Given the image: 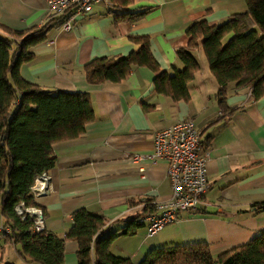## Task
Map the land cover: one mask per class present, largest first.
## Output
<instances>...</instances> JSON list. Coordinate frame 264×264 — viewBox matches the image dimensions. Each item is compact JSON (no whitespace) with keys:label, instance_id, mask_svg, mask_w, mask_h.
<instances>
[{"label":"crops","instance_id":"1","mask_svg":"<svg viewBox=\"0 0 264 264\" xmlns=\"http://www.w3.org/2000/svg\"><path fill=\"white\" fill-rule=\"evenodd\" d=\"M110 7L100 0L76 18L71 30H63L59 18L49 17L44 0H0V23L10 29L50 22L45 40L31 47L34 57L20 66V75L44 90L88 92L96 116L83 136L53 147L56 163L46 173V190L34 196L43 228L63 237L72 213L86 208L103 215L114 230L122 226L120 220L138 214L146 200L168 199L167 161L152 162L148 156L157 131L190 118L200 131L202 149L209 151L210 188L199 211L183 213L154 236H147L144 224L133 235L116 238L110 251L137 264L163 247L203 243L217 255L250 242L264 232V95L253 99L250 88L231 82L226 102L233 111H222L217 81L201 49L195 50L200 69L189 83L188 101L157 93L155 73L147 67H133L121 82L96 85L87 82L83 71L94 58L136 49L131 36H148L160 68L172 75L183 67L176 50L187 45V28L200 19L222 23L245 12V1L135 0L129 9L151 11L131 24L115 23ZM134 156L141 158L134 161ZM77 249L75 240L65 241L63 264H78ZM6 263L26 264L14 244L0 238V264Z\"/></svg>","mask_w":264,"mask_h":264},{"label":"trees","instance_id":"2","mask_svg":"<svg viewBox=\"0 0 264 264\" xmlns=\"http://www.w3.org/2000/svg\"><path fill=\"white\" fill-rule=\"evenodd\" d=\"M107 1L115 23H136L151 11L149 7L129 9L135 0ZM244 1L247 10L222 23L200 19L187 28V45L176 50L183 67L172 75L160 68L148 36H131L138 46L130 53L94 58L83 66L87 82H121L133 67L142 66L155 73L157 93L173 101H188L189 83L200 69L195 50L201 49L217 81L222 111H233L226 102L231 82L250 88L253 99L263 96L264 0ZM49 24L17 31L0 23V219L11 229L4 239L14 244L26 264H63L66 240L77 242L78 264H134L129 257L113 254L110 246L144 225L143 217L155 211L152 200H146L135 216L120 220L122 226L114 230L103 215L78 208L63 237L45 228L36 232L34 217L22 219L16 212L19 203L38 207L30 187L38 175L55 166L54 145L80 138L96 117L88 92L44 90L20 75V66L34 57L30 49L45 40ZM137 264H264V232L217 255L207 244H184L153 249Z\"/></svg>","mask_w":264,"mask_h":264},{"label":"built area","instance_id":"3","mask_svg":"<svg viewBox=\"0 0 264 264\" xmlns=\"http://www.w3.org/2000/svg\"><path fill=\"white\" fill-rule=\"evenodd\" d=\"M49 17H57L63 30H71L77 17L93 10L100 0H44ZM141 156H134L137 161ZM152 162L167 161L166 173L171 180L170 197L163 201H153L155 211L143 217L147 236H154L165 226L180 219L183 213L199 211L203 197L210 188L207 172L209 151L201 147V134L190 118L182 119L160 129L154 135L153 152L148 156ZM48 176L38 175L30 187L33 196L45 192ZM16 212L24 219L34 217V230L41 231L42 213L37 207H26L19 203ZM11 233L0 219V238Z\"/></svg>","mask_w":264,"mask_h":264},{"label":"rangeland","instance_id":"4","mask_svg":"<svg viewBox=\"0 0 264 264\" xmlns=\"http://www.w3.org/2000/svg\"><path fill=\"white\" fill-rule=\"evenodd\" d=\"M201 58L203 59V62H205L204 58L203 57H201ZM205 64H206V62H205ZM209 75H210L211 78H213V76L210 73H209Z\"/></svg>","mask_w":264,"mask_h":264}]
</instances>
